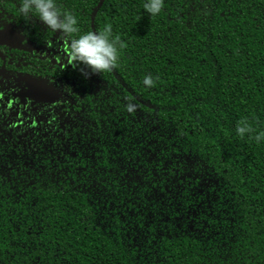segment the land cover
Listing matches in <instances>:
<instances>
[{
	"label": "trees",
	"instance_id": "1",
	"mask_svg": "<svg viewBox=\"0 0 264 264\" xmlns=\"http://www.w3.org/2000/svg\"><path fill=\"white\" fill-rule=\"evenodd\" d=\"M22 2L0 0L21 41L0 57V264H264V0H55L70 34ZM106 24L117 65L89 74L71 41Z\"/></svg>",
	"mask_w": 264,
	"mask_h": 264
},
{
	"label": "clouds",
	"instance_id": "2",
	"mask_svg": "<svg viewBox=\"0 0 264 264\" xmlns=\"http://www.w3.org/2000/svg\"><path fill=\"white\" fill-rule=\"evenodd\" d=\"M163 4L164 0H145L143 7L149 15L157 16L161 13ZM18 10L24 16L35 12L38 19L52 31L59 30L65 34L78 31L77 18L70 12L61 13L55 0H23ZM121 47L123 45L119 38L112 36L111 25L106 24L100 32L89 31L73 39L70 55L78 65H83L89 74L110 72L117 65L118 49ZM142 84L146 88H151L155 86V79L146 75L143 77ZM125 110L133 113L135 105L126 104ZM235 131L237 135L243 137L251 129L247 123H244L243 126L237 125ZM255 140L257 142L264 140V134H257Z\"/></svg>",
	"mask_w": 264,
	"mask_h": 264
},
{
	"label": "water",
	"instance_id": "3",
	"mask_svg": "<svg viewBox=\"0 0 264 264\" xmlns=\"http://www.w3.org/2000/svg\"><path fill=\"white\" fill-rule=\"evenodd\" d=\"M0 43L14 48L21 45L19 35L9 28L0 30ZM18 80L25 82L27 85L26 90L21 94L22 97L32 98L41 102L51 101L57 97V91L54 86L39 79L22 76Z\"/></svg>",
	"mask_w": 264,
	"mask_h": 264
},
{
	"label": "flooded vegetation",
	"instance_id": "4",
	"mask_svg": "<svg viewBox=\"0 0 264 264\" xmlns=\"http://www.w3.org/2000/svg\"><path fill=\"white\" fill-rule=\"evenodd\" d=\"M6 28H9V29L13 30L14 32H16L14 29H12V28H10V27H4V28H1L0 30H4V29H6ZM16 33H17V32H16ZM17 34H18V33H17ZM18 35H19V34H18ZM20 46H21V45H20ZM6 47H11V46L0 43V57H1L2 61H4V52H5V48H6ZM13 48H14V47H13ZM17 48H19V47H17ZM36 51H37V48L35 47V48H34V52H36ZM38 54H39L40 57L42 56V58H43L42 52H38ZM0 72H2V69H0ZM20 77H22V76H20ZM20 77L16 78L15 76H12V78H13V79H16V80H18ZM28 77H30V76H28ZM31 78H33V77H31ZM19 81H20V80H19ZM22 82H23V81H22ZM23 83H24V85H25L24 89L26 90L27 85H26L25 82H23ZM45 83H46V82H45ZM25 90H23L20 94H22ZM16 94H17V93H16ZM16 94H12V95L15 96Z\"/></svg>",
	"mask_w": 264,
	"mask_h": 264
}]
</instances>
